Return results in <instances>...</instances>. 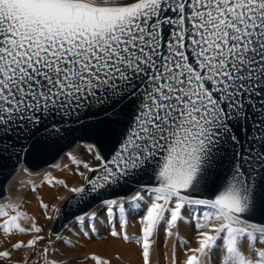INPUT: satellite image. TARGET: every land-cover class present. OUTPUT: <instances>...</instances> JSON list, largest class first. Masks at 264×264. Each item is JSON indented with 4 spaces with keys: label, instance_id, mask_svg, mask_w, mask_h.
Masks as SVG:
<instances>
[{
    "label": "snow or ice",
    "instance_id": "obj_1",
    "mask_svg": "<svg viewBox=\"0 0 264 264\" xmlns=\"http://www.w3.org/2000/svg\"><path fill=\"white\" fill-rule=\"evenodd\" d=\"M77 132L93 175L61 183L78 208L102 206L141 264H164L161 235L170 264H264V0H0V159ZM11 211L0 231L31 238L0 264L45 240ZM100 215L77 211L69 236L96 232Z\"/></svg>",
    "mask_w": 264,
    "mask_h": 264
},
{
    "label": "bare ground",
    "instance_id": "obj_2",
    "mask_svg": "<svg viewBox=\"0 0 264 264\" xmlns=\"http://www.w3.org/2000/svg\"><path fill=\"white\" fill-rule=\"evenodd\" d=\"M83 146L84 144H77L73 148L77 147V150ZM69 150L65 151L51 165H47L36 171L39 172L36 175H40L37 176L34 182L30 183L25 179L27 175L23 171L28 170L22 165L18 166L14 175L7 181L4 187V195L0 198L3 210H7L9 215H14L15 213L11 209L15 207L17 211L25 213L26 218L21 223L25 227H28L30 222L34 221L37 226L44 229L40 235L45 236V240L38 244L36 251L26 248L20 249L14 252L13 259L17 261V264H23L25 259L28 261V264H31L34 258H41V261H45L44 264H46V261L49 264L50 262H55V264H94L90 257L95 254L110 260L111 264H141L139 249L137 247L109 235V228L119 230V224L115 222L110 223L104 218L101 211L102 206L94 205L91 208L97 213H101L97 222L96 232H89L88 236H84L83 231L73 232L70 237L69 232L73 229L71 225L75 223L74 219L70 220L57 233L50 232L51 225L57 214L55 208H59L72 194L64 200L60 199V197L68 195L69 192L61 181L66 183L68 187H74L79 180L82 168L81 163L92 159L85 149H80L79 151L74 150V152L76 151L75 158L68 156L67 152ZM54 164L56 165L52 166ZM41 202L48 204L49 208L47 210L42 208ZM45 215L52 216L53 219H46ZM28 218H31V220H28ZM129 221L130 223L127 227L128 234L135 236L138 232L139 225L131 217H129ZM185 231L188 235H191L192 227L188 226ZM62 232L61 238L65 241L64 244H61L56 236V234L59 235ZM32 235L35 234L33 233ZM30 238L31 235L13 234L12 236H7L0 231V250L10 247L17 240L22 239L27 241ZM49 239L53 241L50 246L48 245ZM43 247H48V255L46 258L40 255ZM158 247L164 253V264H170L168 259L170 255L169 249L173 253L175 252L174 242L161 235ZM41 261L38 264H43Z\"/></svg>",
    "mask_w": 264,
    "mask_h": 264
},
{
    "label": "water",
    "instance_id": "obj_3",
    "mask_svg": "<svg viewBox=\"0 0 264 264\" xmlns=\"http://www.w3.org/2000/svg\"><path fill=\"white\" fill-rule=\"evenodd\" d=\"M90 141L88 138H82L81 133H74L62 139L59 143L53 144L51 147L40 149L39 151L30 152L20 162H17L15 157L0 159V198L4 195V187L7 181L14 175L19 165H22L25 169L31 172H36L47 165L54 163L65 151L73 148L77 144H88ZM105 154L107 155L111 150L110 142L104 144ZM93 173L88 172L89 177ZM126 189H122L119 194L123 195ZM73 193L61 204L59 207L62 211L57 213L60 219H54L50 232L57 233L63 228L72 218L77 211H83L88 208H92L96 205L95 202L89 204L80 205L77 207V199H73ZM71 200V206L65 207L68 201Z\"/></svg>",
    "mask_w": 264,
    "mask_h": 264
},
{
    "label": "rangeland",
    "instance_id": "obj_4",
    "mask_svg": "<svg viewBox=\"0 0 264 264\" xmlns=\"http://www.w3.org/2000/svg\"><path fill=\"white\" fill-rule=\"evenodd\" d=\"M76 148L77 147H75V148H72L71 150H69L68 152H67V154H68V156H71V157H74L75 158V155H76V151L78 150H80V149H85V150H87L88 151V148H87V144H84V146L82 147V148H79V149H77L76 150ZM74 150H76L75 152H74ZM88 163H90V164H92L93 166L96 164V162L93 160V159H91V160H89V161H87ZM56 164H54V165H52V166H55ZM81 165H82V163H81ZM51 166V167H52ZM23 172H25L26 173V177H25V179H27L30 183H32V182H34L35 180H36V178H37V176L38 175H40V174H38V175H36V173H39V172H30V171H23ZM81 172H83L85 175H88V171H87V169H84L83 167L81 168V171H80V173ZM29 173H31V174H29ZM42 174V173H41ZM14 178V177H13ZM82 184H84V180H83V177L81 176V175H79V180L77 181V183L74 185V187H77V186H81ZM8 186V185H7ZM7 189V188H6ZM71 194V192H68V195H66L65 197H64V199L67 197V196H69ZM63 199V200H64ZM1 201V200H0ZM2 202V201H1ZM0 202V209H3L2 208V203ZM58 208V207H57ZM74 225H75V223H73L72 225H71V227H74ZM71 227H69V228H71ZM68 230V229H67ZM63 234V232L61 233V234H59V236L61 237V235ZM41 261V258L40 259H33L32 260V262H31V264H38L39 262ZM43 264L45 263V261H41Z\"/></svg>",
    "mask_w": 264,
    "mask_h": 264
}]
</instances>
